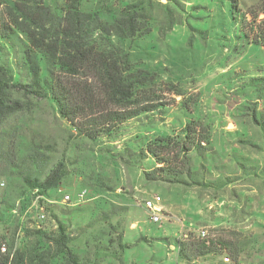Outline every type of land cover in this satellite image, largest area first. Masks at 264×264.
<instances>
[{"label": "rangeland", "instance_id": "rangeland-1", "mask_svg": "<svg viewBox=\"0 0 264 264\" xmlns=\"http://www.w3.org/2000/svg\"><path fill=\"white\" fill-rule=\"evenodd\" d=\"M44 1L62 16L72 0ZM0 2V12L12 4ZM79 2L83 11L98 10L104 22L135 7L144 10L148 28L135 37L96 32L93 38L149 72L140 96L160 106L92 140L75 135L52 99L15 92L27 107L0 124V200L18 205L29 191L25 176L44 178L64 160L60 186L46 192L55 201L44 226L54 230L58 219L64 221L81 263L264 264V0ZM21 50V43L13 52L5 49V58L25 81ZM39 56L45 74L47 60ZM187 124L197 127L191 138H206L202 153L195 147L189 152L191 176L184 160L170 154L188 183L150 178L158 163L148 148L165 154L190 145ZM66 193L72 202H62ZM155 194L162 197L161 222L145 205ZM0 209L6 220L9 206ZM24 221L37 228V222ZM13 224L6 220L3 240ZM203 230L212 251L195 254L188 247L204 239ZM38 239L28 235L21 243ZM179 242L189 260L179 256Z\"/></svg>", "mask_w": 264, "mask_h": 264}, {"label": "trees", "instance_id": "trees-1", "mask_svg": "<svg viewBox=\"0 0 264 264\" xmlns=\"http://www.w3.org/2000/svg\"><path fill=\"white\" fill-rule=\"evenodd\" d=\"M11 1L12 4L6 3L4 12H0V124L10 115L27 107V102L23 97L15 96V92L26 97L52 99L61 116L76 131L75 135L92 140L111 136L126 121L153 112L160 106L159 102H150L148 96H140L141 89L149 85V72L134 67L127 55L118 56L113 50L100 48L93 38L96 32L120 38L135 37L148 28L144 20L146 13L142 8L126 10L113 21L104 22L98 10H81L79 0L66 4L62 16L44 0ZM18 31L26 35L28 43L23 42ZM18 43L22 44L21 67L28 78L25 81L18 77L20 74L11 61L5 58V49L13 52ZM39 54L47 60L45 74ZM184 132L185 139L191 138L190 135L197 132V127L187 124ZM191 139L190 145L184 142L177 151L171 149L165 154L150 146L148 151L153 154L158 165L148 176L187 184L188 181L182 178V174L186 171L191 176L192 173L191 165H188L189 152L195 147L202 153L206 142L204 136ZM171 153L175 159L184 160L185 171L174 167ZM63 164L64 160L58 161L44 178L25 176L29 191L20 198L19 207L17 202L9 205L7 200H0V207L2 204L9 206V217L7 215L6 220L14 223L11 235L3 240L1 230L5 229L6 220L0 215V264H53L58 258L64 264H86L81 263L71 247L73 237L64 221L58 219L56 229L47 230L44 226L47 219L40 222L34 220L32 214L22 217L32 201L31 190L40 188L42 193L47 194L50 188L60 186L66 174ZM195 183L206 185L205 182ZM52 205L54 204H47V214ZM15 207L19 209L17 212L13 211ZM24 219L37 222V228L27 226ZM21 226L23 232L19 237ZM28 235L39 239L35 244L24 245L21 238ZM41 241H46V244L42 246ZM4 242L10 247L7 253L1 252ZM179 245V256L189 260L184 243L179 242ZM188 249L196 252L195 254L212 251L205 239L190 242Z\"/></svg>", "mask_w": 264, "mask_h": 264}, {"label": "built area", "instance_id": "built-area-1", "mask_svg": "<svg viewBox=\"0 0 264 264\" xmlns=\"http://www.w3.org/2000/svg\"><path fill=\"white\" fill-rule=\"evenodd\" d=\"M1 185H4V183H1ZM0 194H1V191H0ZM30 194H31L30 196H31L32 201H31L30 205L28 206L27 210L25 211L24 216H26L28 214H32L31 217L34 220L36 219L40 222H44L48 217V214L46 211V206L49 203H54L55 200H51L47 194L42 193L40 188H35V189L31 190ZM80 197L84 198L85 192H81ZM62 202H64V203L72 202L71 195L67 194V193L64 194V196L62 198ZM161 202H162V197L159 194H155L153 196V198L147 199L145 201L146 207L151 212L152 220L155 222H161L162 221L163 209H162ZM20 204H21V200H18V205H20ZM18 210L19 209L17 207H15V209H13L14 212H17ZM22 232H23V227L21 226V228L18 232L19 237L22 236ZM201 235L205 239L207 237V231L203 230ZM207 243H209V240H207ZM17 244H16V246H17ZM9 251H10L9 245L5 242L2 243L1 252L7 253ZM226 259L229 260L228 257H226Z\"/></svg>", "mask_w": 264, "mask_h": 264}]
</instances>
